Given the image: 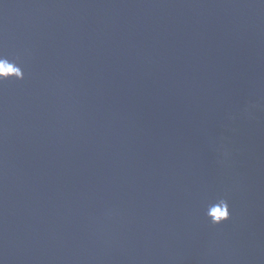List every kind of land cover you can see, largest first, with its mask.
<instances>
[{
	"label": "water",
	"instance_id": "95a60500",
	"mask_svg": "<svg viewBox=\"0 0 264 264\" xmlns=\"http://www.w3.org/2000/svg\"><path fill=\"white\" fill-rule=\"evenodd\" d=\"M0 56V264H264V0H0Z\"/></svg>",
	"mask_w": 264,
	"mask_h": 264
},
{
	"label": "clouds",
	"instance_id": "9594fccd",
	"mask_svg": "<svg viewBox=\"0 0 264 264\" xmlns=\"http://www.w3.org/2000/svg\"><path fill=\"white\" fill-rule=\"evenodd\" d=\"M7 63H9V61L6 58H4L3 56H0V64L6 65ZM13 65H15V64H13ZM16 67L19 70L14 75H12V76H0V81L12 79V78L17 79V80H23L24 79L23 70L18 66H16ZM222 205L226 208L227 211L218 213L217 214L218 218L210 219L209 221L212 225L218 226V225H221V224H223V223H225L231 219V212H230L228 201L223 199Z\"/></svg>",
	"mask_w": 264,
	"mask_h": 264
}]
</instances>
